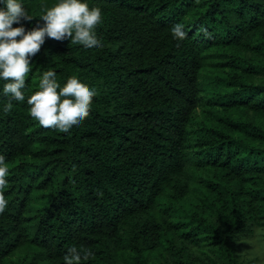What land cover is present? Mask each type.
Wrapping results in <instances>:
<instances>
[{
	"label": "trees",
	"instance_id": "1",
	"mask_svg": "<svg viewBox=\"0 0 264 264\" xmlns=\"http://www.w3.org/2000/svg\"><path fill=\"white\" fill-rule=\"evenodd\" d=\"M84 2L101 46L46 36L25 100L0 96V264H64L73 244L95 252L81 264H264V0ZM49 67L97 91L71 135L28 111Z\"/></svg>",
	"mask_w": 264,
	"mask_h": 264
},
{
	"label": "clouds",
	"instance_id": "2",
	"mask_svg": "<svg viewBox=\"0 0 264 264\" xmlns=\"http://www.w3.org/2000/svg\"><path fill=\"white\" fill-rule=\"evenodd\" d=\"M33 17L25 0H0V96L9 97L2 105L4 112L13 108V99L25 100V76L32 66L30 59L46 36L66 39L71 46L80 45L85 50L101 46L96 34L97 27L103 23L101 10L90 8L84 0H54L39 15L44 21L42 25L26 29L23 23H19ZM14 21L18 22L17 26H13ZM170 32L177 43L187 35L180 22L174 23ZM96 95L95 87L75 77L61 88L54 68L49 67L43 71L37 89L27 96L28 111L41 125L71 135L72 130L89 115ZM7 172L6 157L0 154V210L7 203L4 198ZM94 255L91 247L73 244L63 254V261L64 264H81Z\"/></svg>",
	"mask_w": 264,
	"mask_h": 264
},
{
	"label": "rangeland",
	"instance_id": "3",
	"mask_svg": "<svg viewBox=\"0 0 264 264\" xmlns=\"http://www.w3.org/2000/svg\"><path fill=\"white\" fill-rule=\"evenodd\" d=\"M255 242H256V245L255 247L258 249L260 255L262 256V263H264V247L262 245L264 244H260V242H258V236L255 238Z\"/></svg>",
	"mask_w": 264,
	"mask_h": 264
}]
</instances>
